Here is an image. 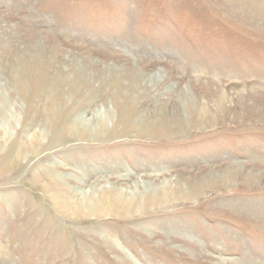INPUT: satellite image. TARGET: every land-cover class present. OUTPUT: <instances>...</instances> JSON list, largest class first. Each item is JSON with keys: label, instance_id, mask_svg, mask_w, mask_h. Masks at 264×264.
<instances>
[{"label": "rangeland", "instance_id": "obj_1", "mask_svg": "<svg viewBox=\"0 0 264 264\" xmlns=\"http://www.w3.org/2000/svg\"><path fill=\"white\" fill-rule=\"evenodd\" d=\"M136 168L190 201L89 209ZM0 264H264V0H0Z\"/></svg>", "mask_w": 264, "mask_h": 264}, {"label": "bare ground", "instance_id": "obj_2", "mask_svg": "<svg viewBox=\"0 0 264 264\" xmlns=\"http://www.w3.org/2000/svg\"><path fill=\"white\" fill-rule=\"evenodd\" d=\"M172 116L174 119L180 118L178 115H176L175 112H173ZM107 118H109V117H107ZM119 121L121 123L126 124V126L124 125V129L120 130L121 135L128 136L132 133V131L135 130V128L140 126V124L138 122H136L135 120H131V119H129V120L120 119ZM166 123H167L166 117H165V119H163V118L159 119V126L166 125ZM77 124L80 125V127H82V130H80V132H78V133H75ZM66 126H67L66 131H68V135H71L69 137H71L73 139H78V140H88V139L90 140L91 134L89 131H91V130L85 129V128H88L87 123H84L83 121L79 120L76 124L72 123V122L71 123L67 122ZM129 126L132 128V130L127 131V127H129ZM135 131L137 132L138 130H135ZM84 134H86L87 138H85V136H83ZM110 134H112V133H110ZM137 134H139V131L137 132ZM194 160H195V158H193L191 161H194ZM215 160L217 162H220L222 159L219 158V159H215ZM76 161H77V159H75V162ZM202 165H203L202 163L193 162L192 166H196L195 169L194 170H188V171L190 173L192 171H198L201 173L200 169H201V167H203ZM123 166H124V164H123ZM146 168H136V169H134L136 171V172H134L135 174L130 173L126 177H122V175H116V176H111L110 178H108V177H105L102 179L96 178V181H100V180L105 181V183H108L109 186L106 188H102L101 194L100 195L98 194L99 198H97L95 196V198H97V200L94 202H91V206L89 209L92 210V212H97L99 214V216L112 215L113 211H116L119 214L121 213L120 215H124L123 212L126 213L127 211L128 212L132 211V213H127V214H129V215H127L128 218L129 217L133 218L135 216H141L140 218H141V220H143L145 218V215L150 213V211L148 210V205H149L148 203L159 204L161 207L157 208V209H160V210H162V209L169 210L167 208L177 206L176 202H175V200H177V198L175 199V197H174L175 192L176 193L178 192V195H179L178 197L181 199V200H179L178 203L190 201V200H188L189 198L186 199V197L191 195V191L187 187H186V189H188V190L182 189V185L178 186V187L175 186L173 190H170L171 188H169V186L171 184L169 183V177L172 175L170 170L164 169V170H154L153 172H149V169H146ZM138 172H141V173L138 174ZM182 175L183 174H178L177 176H179V179H181L183 177ZM138 176H140V177H138ZM162 176L163 177L165 176L166 178L164 180L162 179L160 181V177H162ZM187 176H190L189 180L192 178V175L188 174ZM211 176H212V173H211L210 177ZM91 178L84 180V182L88 183L89 182L88 180ZM135 178H139V179L142 178L143 179L142 183H137V182H140V180H138L137 182H134L133 188L129 187L132 185H128L127 187H119L118 186V184L122 181L130 182L131 180H133ZM170 179H173V178H170ZM183 179L185 180V178H183ZM147 180H148V182H147ZM203 180H204V178H203ZM200 182L198 181V184H196L199 187L201 186V184H199ZM183 183L184 182H181V180H178V182H176L177 185H180ZM186 184L189 188L191 187V186H189L187 181H186ZM196 185L194 184V186H196ZM141 186H142V188H141ZM157 186H160V187H158V189H157L156 188ZM139 187L141 188V190H138ZM94 188H95V186H93V188H91V189H94ZM143 188H145V189L142 192ZM161 188H163V189L160 190ZM158 191H160V193ZM175 196H176V194H175ZM93 197H94V192H91V195H89V197L87 196L86 198H89L88 200H90ZM229 203H231V202H229ZM138 204H140L139 205L140 210L135 211V209L138 207ZM161 204H163V205H161ZM231 204H233V203H231ZM234 207H235V205H234ZM248 207H249V205L246 208H248ZM74 208H75V206H74ZM109 211H111V212H109ZM119 217H122V216H119ZM113 218L114 217H111V220ZM159 222H161V221H159ZM191 224H195V222L193 220L189 219L187 222H185V221H183L182 223H177L176 221L165 222L162 225H164L167 228L177 226V227L183 228L185 230H190V229H192ZM160 226H161L160 224H155V225L150 227V229L152 230L151 235L148 236L150 239L152 237H160V236L165 237V234H163V232H161L159 229ZM168 239H169V241H172V242L177 241L179 244L182 245L181 247H183L185 249L190 245V243L188 241L182 239L181 237H179L178 235H175L173 233L168 234Z\"/></svg>", "mask_w": 264, "mask_h": 264}]
</instances>
